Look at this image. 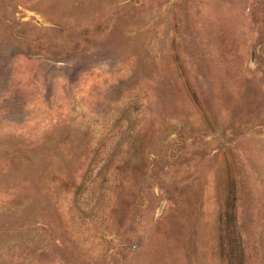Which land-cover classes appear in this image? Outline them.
<instances>
[{
    "label": "rangeland",
    "instance_id": "obj_1",
    "mask_svg": "<svg viewBox=\"0 0 264 264\" xmlns=\"http://www.w3.org/2000/svg\"><path fill=\"white\" fill-rule=\"evenodd\" d=\"M0 264H264V0H0Z\"/></svg>",
    "mask_w": 264,
    "mask_h": 264
}]
</instances>
